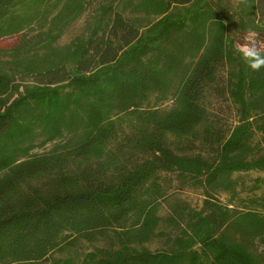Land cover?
Here are the masks:
<instances>
[{"label": "trees", "instance_id": "obj_1", "mask_svg": "<svg viewBox=\"0 0 264 264\" xmlns=\"http://www.w3.org/2000/svg\"><path fill=\"white\" fill-rule=\"evenodd\" d=\"M248 5L0 0V264H264Z\"/></svg>", "mask_w": 264, "mask_h": 264}, {"label": "clouds", "instance_id": "obj_2", "mask_svg": "<svg viewBox=\"0 0 264 264\" xmlns=\"http://www.w3.org/2000/svg\"><path fill=\"white\" fill-rule=\"evenodd\" d=\"M234 2L237 5H248V0H234ZM236 51L253 72H259L264 68V42L259 40L254 28L247 29L243 43L236 45Z\"/></svg>", "mask_w": 264, "mask_h": 264}, {"label": "rangeland", "instance_id": "obj_3", "mask_svg": "<svg viewBox=\"0 0 264 264\" xmlns=\"http://www.w3.org/2000/svg\"><path fill=\"white\" fill-rule=\"evenodd\" d=\"M85 18L81 19L80 21H78L77 23L73 24L68 32L64 35V37L62 38V40L60 41L61 43H68L70 42L72 39H74L77 35H79L82 32V29L84 28L85 25ZM260 41L264 42V38L258 37ZM243 43V37L238 39L237 44ZM7 44H9L8 41H3L1 42V46H6ZM254 176V175H253ZM175 194L179 197L182 198L186 201H188L189 203H191L193 206H199L202 202L203 196L201 195V192L198 190H194V189H176L175 190ZM225 198V197H223Z\"/></svg>", "mask_w": 264, "mask_h": 264}]
</instances>
